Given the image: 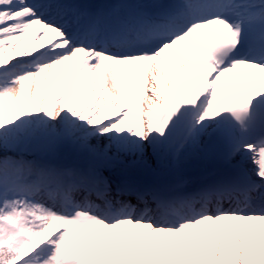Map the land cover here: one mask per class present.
<instances>
[{
  "label": "snow or ice",
  "instance_id": "snow-or-ice-1",
  "mask_svg": "<svg viewBox=\"0 0 264 264\" xmlns=\"http://www.w3.org/2000/svg\"><path fill=\"white\" fill-rule=\"evenodd\" d=\"M0 264H264V0H0Z\"/></svg>",
  "mask_w": 264,
  "mask_h": 264
},
{
  "label": "bare ground",
  "instance_id": "bare-ground-1",
  "mask_svg": "<svg viewBox=\"0 0 264 264\" xmlns=\"http://www.w3.org/2000/svg\"><path fill=\"white\" fill-rule=\"evenodd\" d=\"M208 167H211V165H205L197 161H191L187 165H185L183 169V176L185 180L188 182V184H192L198 180V177L196 176V174L199 173L203 168H208ZM108 174L110 173L108 172ZM115 174L117 176L119 175V169L115 170ZM145 183H148V182H145Z\"/></svg>",
  "mask_w": 264,
  "mask_h": 264
},
{
  "label": "rangeland",
  "instance_id": "rangeland-1",
  "mask_svg": "<svg viewBox=\"0 0 264 264\" xmlns=\"http://www.w3.org/2000/svg\"><path fill=\"white\" fill-rule=\"evenodd\" d=\"M91 142H92V143H95V140H93V141H91ZM129 159H131V157H129ZM126 198H127V197H126ZM133 201L136 202L135 199H133ZM133 201H132V202H133ZM134 202H133V203H134Z\"/></svg>",
  "mask_w": 264,
  "mask_h": 264
},
{
  "label": "trees",
  "instance_id": "trees-1",
  "mask_svg": "<svg viewBox=\"0 0 264 264\" xmlns=\"http://www.w3.org/2000/svg\"><path fill=\"white\" fill-rule=\"evenodd\" d=\"M29 158H31V157H29Z\"/></svg>",
  "mask_w": 264,
  "mask_h": 264
}]
</instances>
